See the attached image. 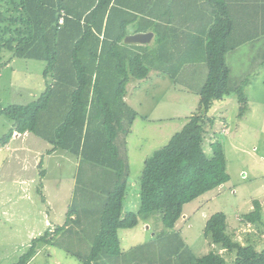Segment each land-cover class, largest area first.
<instances>
[{"label": "trees", "instance_id": "16d2710c", "mask_svg": "<svg viewBox=\"0 0 264 264\" xmlns=\"http://www.w3.org/2000/svg\"><path fill=\"white\" fill-rule=\"evenodd\" d=\"M202 1L0 0V66L4 51L14 58L42 61L46 79L45 90L34 101L0 110L12 123L0 144L8 143L14 134L31 133L48 143L47 155L65 151L101 168L110 181L105 200L96 211L99 225L89 252L72 255L80 264H126L130 259L121 250L119 230L134 228L139 218L154 213H160L162 224L173 230L185 216V205L229 181L221 144L212 143L208 155L205 135L215 124L211 110L226 96L236 99L238 118L244 116V87L249 80L229 86L230 68L225 58L237 45L232 43V21L216 4L208 30L203 28L190 36L194 50L179 49L181 28L175 21L180 17L175 12L182 14L185 22L187 11ZM62 12L63 23L59 25ZM133 23L137 32L152 28L159 44L155 51H136L134 44L124 43L125 28ZM198 61L207 67L206 80L198 90V107L165 146L145 159L139 177V209L123 213L130 176L125 140L138 116L124 101L125 86L130 79L147 78L153 69L175 83L183 65ZM38 166L39 175L44 176L42 162ZM252 203V211L242 219L256 225L262 222V207L257 200ZM84 213L90 216L94 212ZM70 221L80 222L76 210H68L65 222L52 234L49 229L34 238L15 264H28L41 247L52 246L54 237L67 229ZM178 234L174 236L177 240ZM203 237L218 251L198 257L179 240L172 256L163 257L159 250L153 264H264V247L242 246L226 233L224 213L206 220ZM221 250L233 254L234 259L227 262ZM131 260L137 262L136 258Z\"/></svg>", "mask_w": 264, "mask_h": 264}, {"label": "rangeland", "instance_id": "374dc122", "mask_svg": "<svg viewBox=\"0 0 264 264\" xmlns=\"http://www.w3.org/2000/svg\"><path fill=\"white\" fill-rule=\"evenodd\" d=\"M134 30L135 24H129L125 34L129 35ZM149 30L154 33L151 27ZM134 45L136 51L144 48L145 51H155L158 48L157 36L147 44ZM248 51L242 47L225 58L230 68V87L249 80L244 87L248 114L242 120L238 118L237 101L226 96L223 110H211L210 116L215 118V124L206 130V134L214 136L207 135L208 143L218 142L222 146L229 182L224 188L215 190L219 192L207 205L201 207L198 201L185 205V218H181L173 230L162 224L160 213L139 218L134 228L119 230L121 250L126 259H130L126 264H153V257L159 250L163 257L172 256L180 244L179 240L198 257L211 251L217 252L218 247L203 237L205 222L215 213L226 215V233L234 242L242 246L252 244L258 250L264 247V210L261 212L262 222L256 225L245 223L242 219L243 215L252 211L253 200L264 203V79H259L264 78V69L258 68H263L264 64L254 62L256 56L264 57V54ZM1 62L0 110L10 105H26L43 93L46 88L44 62L14 58L6 51L1 53ZM206 76L205 64L188 63L181 67L175 83L170 81L172 85L168 79L157 87L134 80L136 85H141V89H132L131 82L125 86V95L128 98L131 93L134 94L132 100L129 98V104L141 115L151 117L149 112H157V101L163 102L162 99L168 104L160 105L159 111L163 105H169L166 111H175V108L184 110L181 105H171L174 102L166 95L167 88L197 90ZM11 126V121L0 114V139ZM160 128L157 124L137 119L125 140L130 176L123 199V213L139 209V177L144 161L168 143L165 139L169 132L161 137ZM222 130L227 133L223 134ZM48 149V143L31 133L18 139L13 136L8 143L0 144V264H15L34 238L49 229L52 234L55 228L62 226L70 209L76 210L80 222L70 221L67 229L54 237L53 245L41 247L28 264H80L72 255H85L91 248L94 231L99 225L96 211L105 200L104 191L109 189L110 181L101 168L81 162L61 150L47 156ZM205 149L208 155L212 153L211 145L207 144ZM40 162L44 176L39 175ZM88 210L94 213L85 216L84 212ZM47 222L50 228L46 226ZM175 232L179 233V240L174 237ZM219 252L227 262L234 259L233 254L224 250ZM134 258L137 259L135 263L131 260Z\"/></svg>", "mask_w": 264, "mask_h": 264}, {"label": "crops", "instance_id": "0c3cea01", "mask_svg": "<svg viewBox=\"0 0 264 264\" xmlns=\"http://www.w3.org/2000/svg\"><path fill=\"white\" fill-rule=\"evenodd\" d=\"M215 4L217 6V9H219L218 11L220 13H226L229 16V19L232 21L233 33H234L232 43L236 44L237 47L235 49H233L232 51H230L228 54L235 53L238 49H240L242 47H246V49L249 50L248 52L253 53V54H264V0H214V2H213V0H211V3H208L205 0V1H202L200 4H198L197 6H192V10L187 11V13H186L187 15L185 17L187 19L185 20V22L181 21L182 14L177 15L176 14L177 12H175L176 17L177 18L180 17L177 21H175V22H178V24L180 25L179 28H181V29H179L178 34H177V44H179L178 45L179 49L182 51L183 50L187 51L188 48H191L192 50H194L193 44L190 43V41H189L190 36L194 32L202 30L203 28H206L208 30V28L210 27V24H211L210 22L212 21V18H213V12L215 10L214 9ZM138 20L141 21L140 18ZM133 24H135V27H137L136 23H133ZM146 32H149V31H146ZM137 33H145V32H137L136 30H134L133 33H130L129 35L128 34L127 35L130 36V35H134ZM153 37H154V33H153L152 39H153ZM151 40H150V42H151ZM157 46L159 47V44ZM256 61H260L261 63L264 64V57L263 56H256L254 62H256ZM195 63H200V62L199 61L193 62V64H195ZM258 68L264 69V65H263V68H261V67H258ZM153 72H154L155 77L152 75ZM158 75H160L164 78H160V77H158ZM263 76H264V74H263ZM165 79H168L169 82L171 81L166 75H164V74L160 73L159 71H156L153 69L150 71L147 78H145L143 80H135V81H138V83H142L144 85L151 83V85L157 87L161 83H164L166 81ZM259 79L263 80L264 78H259ZM131 82L133 83V85L131 86L132 89H137V88H138V90L141 89V85L140 84L136 85V83H134V79H131L128 82V84H130ZM170 84L172 85L173 83L170 82ZM263 85H264V80H263ZM145 90H146V88H145ZM198 90L199 89L189 90V89H185L182 87L167 88L166 95L168 96V98L171 101L174 102V104H171V105H174L175 107H177L178 105H181L184 108V110L183 109L177 110L175 108V111L174 110L166 111L168 108L167 106H169V105H163L161 107V111H159L160 105H162L163 103L168 104V103L164 102V100L162 99L163 102L157 101V103H158V105L156 106L157 112H149L151 117H149L146 114L141 115L140 112H138L134 107H132L129 104V98H130V100H132L134 94H132L130 92L131 94L129 95L128 98L125 95L124 101L127 103L128 106H130L133 110H135V112L138 115L132 124L131 132H132V128L134 127L136 120L141 119L142 121H146V122L151 123V124H157L159 127H161L158 130L159 135L161 137L164 136L165 132H169V133H167L166 139H165L166 141L167 140L169 141V139L172 137V135H174L175 133L178 132V131H176L177 128H182L185 125V123L187 122V118L189 116H191L196 111V109L198 107V102H199ZM233 99H235V98L233 97ZM167 100L168 99H166V101ZM225 103H226L225 99L222 102L216 103L218 105L215 106V108L213 109L212 112H215L216 110H223V108L225 107L224 106ZM222 114H223V112H222ZM246 114H248V112H246L244 114V116L241 117V120L245 118ZM131 132H130V134H131ZM222 132H223V134L227 133L225 130H222ZM29 134L30 133H25L22 135L14 134L13 136L16 139H18L20 137L28 136ZM208 134H210V133H207L205 135L204 149H205L207 144L211 145L210 144L211 142L208 143L210 140H207L209 138V137H207ZM210 136L212 138L214 137V136H212V134H210ZM263 143H264V140H263ZM126 148H127V143H126ZM205 151H207V150L205 149ZM47 156H50V155H47ZM127 160H128V165L130 168V162L128 159V155H127ZM228 176H229V174H228ZM229 180H230V176H229ZM226 184L220 188H224L226 186ZM218 192H216V191L208 192L195 201H198V203L202 204L201 205V207H202L204 205H207L209 201L213 200L215 194ZM134 194H135V191H134ZM206 195H208V198H205ZM258 202H260V201H258ZM260 204H261L262 212H263L264 203L260 202ZM183 218H185V216ZM49 225L47 222L46 226L48 228H50Z\"/></svg>", "mask_w": 264, "mask_h": 264}, {"label": "water", "instance_id": "95a60500", "mask_svg": "<svg viewBox=\"0 0 264 264\" xmlns=\"http://www.w3.org/2000/svg\"><path fill=\"white\" fill-rule=\"evenodd\" d=\"M153 34L151 32L137 33L134 35L126 36L124 39L125 44H147L152 39Z\"/></svg>", "mask_w": 264, "mask_h": 264}, {"label": "built area", "instance_id": "2783aa9c", "mask_svg": "<svg viewBox=\"0 0 264 264\" xmlns=\"http://www.w3.org/2000/svg\"><path fill=\"white\" fill-rule=\"evenodd\" d=\"M62 16H63V12H62V15H61V17H60V19H59V21H58V24H59V25H61V24L63 23V17H62Z\"/></svg>", "mask_w": 264, "mask_h": 264}]
</instances>
